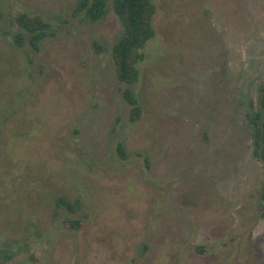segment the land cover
Wrapping results in <instances>:
<instances>
[{"label": "rangeland", "instance_id": "1", "mask_svg": "<svg viewBox=\"0 0 264 264\" xmlns=\"http://www.w3.org/2000/svg\"><path fill=\"white\" fill-rule=\"evenodd\" d=\"M78 1L0 0V264H264L245 116L264 94V0H153L134 122L111 0L94 22ZM19 12L50 23L39 50L15 43Z\"/></svg>", "mask_w": 264, "mask_h": 264}, {"label": "trees", "instance_id": "2", "mask_svg": "<svg viewBox=\"0 0 264 264\" xmlns=\"http://www.w3.org/2000/svg\"><path fill=\"white\" fill-rule=\"evenodd\" d=\"M111 6L123 30L112 46L111 55L116 67L117 79L127 85L123 89V96L130 104V121L134 122L141 116V105L132 85L139 80L138 64L144 59V48L155 36L153 17L156 5L153 0H111ZM108 0H79L74 10L75 14H82L94 22L102 19L107 12ZM11 23L20 30L14 36L18 46L28 42L35 50H39L40 43L50 33V23L39 15L19 12ZM97 49L101 47L98 45ZM246 119L251 128L253 156L264 165V94L259 102L252 103L246 111ZM121 158L127 157L121 143L118 145ZM148 166V160H146ZM264 199V180L260 190ZM58 208H65L73 214L79 207V202H72L61 196L56 200ZM64 222L69 226L80 228L82 223L78 218L66 217Z\"/></svg>", "mask_w": 264, "mask_h": 264}]
</instances>
